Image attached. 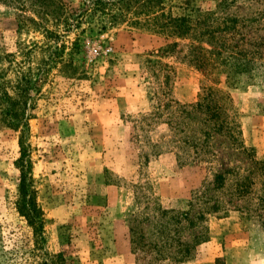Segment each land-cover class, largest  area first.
<instances>
[{
	"label": "rangeland",
	"instance_id": "rangeland-1",
	"mask_svg": "<svg viewBox=\"0 0 264 264\" xmlns=\"http://www.w3.org/2000/svg\"><path fill=\"white\" fill-rule=\"evenodd\" d=\"M77 1L63 0L67 14H76ZM200 1L213 9L221 0ZM236 1L227 11L248 21L238 22L235 41L260 44L257 57L264 60V0ZM40 4L0 0V264H137L128 228L137 236L139 213L156 204L187 210L190 193L216 166L181 165L174 151L163 152L168 145L144 162L148 143L169 140L166 114L157 124L149 115L166 96L193 103L202 74L184 58L187 40H175L170 50L171 41L129 23L111 28L91 9L78 26L50 19L36 29L25 19L38 21ZM19 80L20 90L26 80L37 88L25 92L30 185L22 189L15 165L22 128L10 129L12 120L1 115L8 106L1 91L17 103ZM228 93L239 140L264 162V81ZM262 188L260 175L252 196L262 197ZM259 214L205 216L208 240L182 264H264V210ZM148 258L141 264H153Z\"/></svg>",
	"mask_w": 264,
	"mask_h": 264
},
{
	"label": "trees",
	"instance_id": "trees-1",
	"mask_svg": "<svg viewBox=\"0 0 264 264\" xmlns=\"http://www.w3.org/2000/svg\"><path fill=\"white\" fill-rule=\"evenodd\" d=\"M28 1L43 5L41 14L33 12L38 21L25 19L36 29L50 19L63 27H69L71 21L78 26L91 9L111 28L129 23L137 26V30L171 41L167 46L170 50L176 47L175 40L189 41L184 58L187 64L200 71L203 81L193 103L182 104L166 96L154 108L155 112L149 115L154 123L166 114L167 120L161 123L167 127L169 140L148 143L152 151L145 154L144 162L149 161V156H159L161 146L168 145L169 150L166 148L163 152L174 151L175 160L181 165L216 163V166L210 179L190 193L187 210L167 211L156 204L139 213L137 236L134 228H128L131 250L137 246V264L148 257L153 264H182L189 260L195 247L208 240L205 216L221 217L227 212H237L248 217L258 210L257 217L262 218L263 188L262 197L252 195L257 176H264V162L239 140V126L228 90L243 91L255 80L264 81V60L257 57L260 44L235 41L238 22L248 21L227 11L236 0L217 1L213 9L202 7L200 0H177L170 6H166V0H78L74 15L67 14L63 0ZM43 33L46 38L53 35L45 29ZM161 77L164 79L162 86L167 87L169 77ZM20 85L19 80L14 86L18 88L17 103L1 91L3 101L8 102L1 115L12 120L7 122L10 129L22 128L18 137L20 154L15 163L19 170V189H22V185H30L28 151L23 145L27 133L25 97L29 90L37 92V88L30 80L25 81L26 89L20 90ZM28 205L25 204V208L29 209ZM260 225L264 226L263 219Z\"/></svg>",
	"mask_w": 264,
	"mask_h": 264
},
{
	"label": "crops",
	"instance_id": "crops-1",
	"mask_svg": "<svg viewBox=\"0 0 264 264\" xmlns=\"http://www.w3.org/2000/svg\"><path fill=\"white\" fill-rule=\"evenodd\" d=\"M165 194L161 195L160 197H163ZM166 196V195H165Z\"/></svg>",
	"mask_w": 264,
	"mask_h": 264
}]
</instances>
